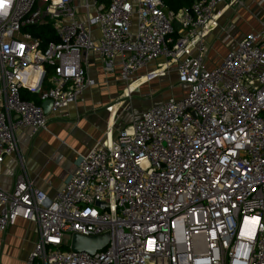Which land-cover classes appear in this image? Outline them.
<instances>
[{"label":"built area","instance_id":"built-area-1","mask_svg":"<svg viewBox=\"0 0 264 264\" xmlns=\"http://www.w3.org/2000/svg\"><path fill=\"white\" fill-rule=\"evenodd\" d=\"M188 1L0 0V174L19 129L46 130L43 102L57 113L93 86L88 53L127 97L171 74L182 87L80 156L56 197L23 175L0 188V233L37 228L25 264H264V24L208 69L226 0ZM46 26L56 40L44 44L29 29ZM104 234L93 255L70 250L73 235Z\"/></svg>","mask_w":264,"mask_h":264},{"label":"crops","instance_id":"crops-1","mask_svg":"<svg viewBox=\"0 0 264 264\" xmlns=\"http://www.w3.org/2000/svg\"><path fill=\"white\" fill-rule=\"evenodd\" d=\"M244 7L235 6L230 0L218 7V29L206 38L209 50L205 66L208 69L219 65L230 49L264 24V0H248L247 9ZM78 18L81 21L85 19L82 11ZM238 22L242 23L240 31L237 35H234L235 32L231 35L230 31L235 30L233 24ZM94 36L99 37L98 31H94ZM220 40L225 41L227 47L222 56L212 63L211 47ZM157 64H151L139 76L155 69ZM86 74L93 81V86L87 88L75 103L57 113L49 112L46 115L45 131L36 135H31L26 129L16 132L19 150L16 155L5 160L0 174V188L12 189L17 176L23 175L34 188L47 197L54 198L75 171L80 156L93 149L100 141L114 138L119 130L138 119L141 113L136 111L131 112L130 116L125 115L128 110L126 101L133 96L127 97V84L117 74L105 75L102 61L95 53L87 54ZM170 78L156 79L144 86L149 90L153 88V95L161 87L165 91L171 89L172 94L176 80L170 85ZM27 83L31 84L30 81ZM144 86L139 88L138 95L144 90ZM31 87L34 86L31 84ZM153 95L150 97L154 98ZM158 102L141 105L140 110L159 104ZM12 119L15 121L16 117L13 116ZM37 237L35 224L17 220L14 226L0 233L1 264H25Z\"/></svg>","mask_w":264,"mask_h":264},{"label":"rangeland","instance_id":"rangeland-1","mask_svg":"<svg viewBox=\"0 0 264 264\" xmlns=\"http://www.w3.org/2000/svg\"><path fill=\"white\" fill-rule=\"evenodd\" d=\"M250 1H253V0H250ZM247 3H248V0H245L244 1L245 10L247 9ZM241 10H243V9H241ZM252 19H254V17ZM252 19H250V20H252ZM233 26H234L235 30H231L230 34L232 35L235 32L234 35H237L238 31H240V29L242 27V23L238 22L236 24H233ZM226 47H227V43L223 40L217 41L216 43H214L212 45L211 57H210V60L213 59L212 63L215 62L217 59H219V57L222 56V54L225 52ZM172 76H173V74H171L169 76V77H171L169 79V82H172V84H170V85H173L174 81L176 80V78L175 77L172 78ZM153 81H155V80H152L149 83H151ZM143 88H144V90L142 89L141 94L138 95L137 94L138 92H135L133 94V96L131 95L132 99L131 100L129 99L128 101H126L127 105H128V110L125 112L126 116H130L131 112H133V111L139 112V114H140L142 111L146 110L144 108H143L144 110L143 109L140 110V108L142 106L150 104L152 101H159L158 103H161V102H164V101H166L172 97H174V98L178 97L181 94L180 90L182 87H175V91L172 92L173 95L171 94V89L165 91L164 88L161 87L160 89H158L157 92H154L155 95H153L152 94V92H153L152 87H151L152 88L151 90H149L147 88V86H144ZM177 90H179V91H177ZM152 95H153V97L154 96L155 97L151 98L150 96H152ZM63 250H67V248H63Z\"/></svg>","mask_w":264,"mask_h":264},{"label":"water","instance_id":"water-1","mask_svg":"<svg viewBox=\"0 0 264 264\" xmlns=\"http://www.w3.org/2000/svg\"><path fill=\"white\" fill-rule=\"evenodd\" d=\"M178 29L179 25L175 23L174 30L177 31ZM51 105V101H45L41 104V108L45 115L49 113ZM108 239L109 237L107 234L90 238L81 237L79 235H73L71 239L70 250L73 252H85L93 255L95 252L100 251L104 247H106Z\"/></svg>","mask_w":264,"mask_h":264},{"label":"trees","instance_id":"trees-1","mask_svg":"<svg viewBox=\"0 0 264 264\" xmlns=\"http://www.w3.org/2000/svg\"><path fill=\"white\" fill-rule=\"evenodd\" d=\"M164 2L168 6V8L173 10L174 12L178 11L183 7L190 6V1L188 0H164ZM29 31L33 33L35 37L41 39L44 44L56 40L52 29L48 26L40 27V28H30ZM27 99L30 98L27 97ZM32 99H34V101L37 102V100L34 97Z\"/></svg>","mask_w":264,"mask_h":264},{"label":"bare ground","instance_id":"bare-ground-1","mask_svg":"<svg viewBox=\"0 0 264 264\" xmlns=\"http://www.w3.org/2000/svg\"><path fill=\"white\" fill-rule=\"evenodd\" d=\"M137 84H138V83L133 84V85H132V88H134V89L137 88V86H138Z\"/></svg>","mask_w":264,"mask_h":264}]
</instances>
